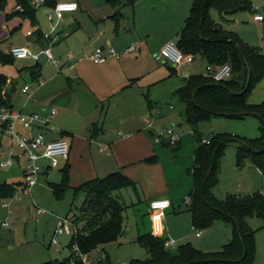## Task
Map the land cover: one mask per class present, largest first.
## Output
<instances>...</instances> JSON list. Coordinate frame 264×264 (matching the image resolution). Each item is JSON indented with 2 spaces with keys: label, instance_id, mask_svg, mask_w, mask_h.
Listing matches in <instances>:
<instances>
[{
  "label": "rangeland",
  "instance_id": "374dc122",
  "mask_svg": "<svg viewBox=\"0 0 264 264\" xmlns=\"http://www.w3.org/2000/svg\"><path fill=\"white\" fill-rule=\"evenodd\" d=\"M71 1L78 4V10L65 15L55 27L53 23L50 24L46 20L45 12L42 9H34L42 31L48 32L54 27L58 33L62 31L65 36L63 41L55 43L51 48L53 58L55 60L60 58V67L46 62L45 57L41 55L38 61L41 66V77L39 81H32L30 69L35 66V62L32 60H14L7 65H0V73L11 80L15 86L11 92L14 109L19 111L23 108L24 113H29L34 111L35 103L46 107L48 111L54 108L57 111V116L53 122H57L63 116L60 108L70 109L71 99L69 94L64 91L67 88L66 79L74 70L72 64L75 61L87 62V56L96 48H104V43L107 40L110 41L111 46L105 47V52L112 49L114 52L120 53L126 46L136 48L134 53L121 54L120 65H123L127 73L140 70V73L145 75L147 81L145 85L150 98L156 102L157 106L171 107L168 115L180 120V114H184V105L173 96V92L180 84V78L170 77L167 66L156 62L154 55L166 40H176L184 20L188 17L193 0H133L131 6L123 1L118 9L124 18H119L117 24L111 20L112 14L117 10L107 5L105 0H57V3ZM251 3L258 13H262L260 12L264 6L262 0H251ZM14 9L15 5L12 0L8 1L4 9H0V54L7 55L10 48L16 46L39 53L42 49L37 47L34 36L27 35V32L33 33L35 28L31 27L28 21L13 15ZM210 16L215 22L224 25L216 11L211 10ZM231 20L234 21L233 29L240 37L249 41L250 45H262L263 41L259 39L264 34L262 31L259 32L258 26L252 23V14L238 13ZM76 28L79 29L70 35ZM261 48L264 52L263 47ZM67 55H70L73 60L69 61L67 65H62L67 60ZM189 66H192L196 72H204V63L197 62V60ZM24 86L30 88L29 102L27 101L28 96L21 94V89ZM73 98L75 99L76 95ZM249 98L253 104H259L264 99V73L262 79L254 85ZM90 107L86 98L82 101L81 111L78 114L86 112ZM113 114L110 112L109 116H113ZM86 115L85 113L84 116ZM67 117L66 115V119ZM147 118L151 120L150 114ZM68 119L76 133L85 137L89 144L93 137L90 138L87 130L91 129V126L89 124L85 126L83 121L75 117V114ZM160 123H162L160 128L164 129L163 131L174 128L180 135L179 144L172 149L166 148V151H161L163 149L160 145L153 144L156 151L166 152L159 156L165 169L162 172L163 178L173 177L177 181L181 174L178 177L174 171L176 167L174 169L172 166L188 164V167L192 168L191 160L195 150L194 137L185 123L173 122L172 126V123L166 119ZM151 124L152 122H150ZM53 126L55 134L62 129L59 126ZM258 126V120L253 117L244 119L215 117L200 123L197 133L199 139L207 142V140L221 135L229 140L219 159L217 183L211 189V194L217 200H224L228 195L261 193L264 196L263 176L252 167L249 159L242 160L241 167L237 165L238 142L236 141L257 139L260 136ZM232 136L234 137L232 138ZM0 142L5 144L9 140L0 134ZM5 151L3 149L2 153ZM171 152L177 154L180 159L176 155L179 160L174 161ZM62 161L59 159L57 168L53 169L48 176H41L38 185L30 189L29 192L17 189L12 197L0 198V222L9 216L8 227H0V264H43L48 261H62L68 257L67 246L70 243V237L59 236L57 238L58 246L50 245V241L60 218L74 222V216L77 215L76 208L80 206L84 197L83 194H75L73 190H70L69 180V188L60 197L54 195L50 184L60 182ZM21 183H23V178L18 167L0 168V184L17 185ZM181 189V186L174 187L170 192V200L180 205L181 210L184 211L185 206L181 202L184 192H180ZM116 196L128 207L124 215L125 232L117 243H110L90 255L86 264H95L97 260L101 259L103 257L101 251L106 253L111 264H126L131 260L145 259V250L136 243H132L130 237L137 231L153 234L154 225L161 233L159 239L173 242V245L168 248L172 254L177 252L180 245L186 243L203 253H217L234 239L232 227L222 221L213 220L212 225L207 229H200V236L196 237L197 231L192 228L190 213L182 212L174 215L172 210H169L167 211L169 218L159 220V218L144 212L143 206L140 207L141 204H138L136 196L130 189L121 190L116 193ZM2 204H9L8 209L2 208ZM37 208L42 209L44 213L37 215ZM245 223L253 232L252 264H264L263 222L252 217L245 219ZM75 225L77 228H81L82 223L77 221Z\"/></svg>",
  "mask_w": 264,
  "mask_h": 264
},
{
  "label": "trees",
  "instance_id": "16d2710c",
  "mask_svg": "<svg viewBox=\"0 0 264 264\" xmlns=\"http://www.w3.org/2000/svg\"><path fill=\"white\" fill-rule=\"evenodd\" d=\"M8 1L0 0V9H4ZM123 1L130 6L133 3V0H105V3L120 12L118 8ZM12 2L15 5L13 15L28 21L35 28L31 35L35 38L34 42L43 43L36 10L30 0ZM56 3L57 0H44V7L51 9ZM211 10L217 12L220 20L240 12H253L248 0H193L176 45L184 54H192L195 59L201 57L207 65L228 63L232 70L231 78L214 82L205 75H192L175 90L173 96L184 105V121L195 141L190 171L193 187L187 196L190 202L186 206L192 228L196 231L207 229L216 219L232 227L234 239L217 253H203L186 243L172 254L164 248V240L152 234L141 235L137 237L136 244L145 250L146 258L131 260L128 264H252L253 232L247 227L245 219L256 217L263 222L264 227V196L261 193L228 195L224 200H217L211 194V189L217 183L219 159L229 140L219 135L204 142L206 140L199 139L197 133L200 123L209 118H256L260 136L253 140L236 141L237 165L241 167L242 160L249 159L251 165L264 176V100L259 104H251L248 100L254 85L263 77L264 55L258 47L246 44L233 31L215 22L210 16ZM13 61L9 53L0 54L1 66ZM30 76L32 81L38 80L40 67L37 64L30 69ZM7 80L0 73V108L10 107L6 92L13 90V87L6 89ZM145 161L153 163L154 157ZM60 173V182L50 184L56 197H60L69 188L68 168L62 169ZM20 186L0 184V198L12 197L17 188L20 190ZM132 186V181L126 176L112 173L74 188L73 193H81L84 198L76 208L77 215L72 222L75 234L67 246L69 255L62 261L43 264H84L82 258L88 261L95 251L116 243L125 232L126 209L116 193ZM77 221L82 223L81 228L75 225ZM74 247L77 252L73 251ZM95 264L111 263L105 255Z\"/></svg>",
  "mask_w": 264,
  "mask_h": 264
},
{
  "label": "crops",
  "instance_id": "0c3cea01",
  "mask_svg": "<svg viewBox=\"0 0 264 264\" xmlns=\"http://www.w3.org/2000/svg\"><path fill=\"white\" fill-rule=\"evenodd\" d=\"M248 1L252 6L251 0ZM262 2L264 4V0H262ZM261 10L262 11L260 12L264 11V6ZM246 13H248V15L252 14V12ZM68 14L71 13H67L65 15ZM234 15L226 17L225 20L221 19V22L224 24L225 28H228L235 34H237V32L233 29L234 21L231 20ZM119 18L123 19L124 17L117 10L114 14H112L111 20L117 24ZM252 23L254 25H257L259 32L262 31V33L264 34V22L258 23L252 20ZM78 29L79 28L74 29V31L71 32L70 35ZM59 36V42L63 41L65 36L62 31L59 32ZM237 36L240 37L238 34ZM240 38L246 44L250 45L249 41L243 39L242 37ZM177 39L178 36L176 40ZM169 40H166L159 48H161ZM176 40L174 41L176 42ZM259 40L263 41L261 46L259 44L250 46L258 47L260 52L264 55V52L261 48L263 47L264 49V36ZM110 46V41L106 40V42L104 43V48ZM37 47L42 48L43 43H39ZM129 47L130 46L124 47V50ZM100 48H102L106 57V59L102 63L93 64L89 61H78V63L77 61H75V63L72 64L74 70L71 71L72 73L66 79L67 88L64 91L70 96L71 103L69 104V107L71 110L69 108L66 109L64 107H61L60 110H62L63 116H61L57 120V122L55 121L54 123L53 120L57 116V111L54 108H51L55 110V115L50 119V127L44 129L46 139L48 141L62 138L69 142V157L67 161H62V167L60 171L66 167L68 168L70 190H73L79 185L92 179H101L112 173H120L132 181L133 186L127 189H130L132 194L136 196L138 204H141L140 207L143 206L142 208L144 209V212L146 214H150L154 217L159 218V220H162L165 218H169V213H167V211L169 210H172L174 215L182 212L188 213V211L186 210L187 205L184 203V200L187 195H189L193 187L192 178L190 175L191 167H188V164L183 166L174 165L172 166L174 167V169L176 167L174 171L176 172V174H178V177L181 174V177L177 178V181L174 180L173 177L164 179L162 172H164L165 169L162 165V162L160 161L159 156H161V153L166 154V152H158V150L156 151L153 144L160 145V147L163 149L161 151H166V148H171L166 147L164 144L154 143L152 140L155 132L164 130L160 128V126L162 125L160 121L166 119V121H170V123H172L171 125L173 126V122L185 123L183 117L184 115L180 114V120L173 118L172 115H168L170 114L168 111L172 108L170 109L163 106H157L156 102H154L150 98L148 89L145 85L147 82L145 80V75H142V73H140V70H134L130 73H127L123 65H120L119 60L121 58V55L118 58L115 56H110L107 52L104 51L103 47ZM135 51L136 48L131 53H134ZM66 57L67 60L64 61L62 65H67L69 64V61L73 60L72 57L69 59L68 55ZM58 60H60V58H58ZM196 60L197 62L204 63V72H196L194 68L189 65H183L176 68L168 64H161L167 66L168 74L170 77L176 76L180 78V84L176 88L178 89L183 85L187 77L192 75L205 74V68L207 66L206 61L201 57H197L195 59V62ZM35 64L40 67L41 75V66L38 62ZM60 65L61 62L58 66L55 67H60ZM40 77L41 76H39L37 81H39ZM10 86H12L13 89L15 88L12 81L7 80L6 89H10ZM12 91L13 90L10 89V91L6 93H8V99L10 101L9 106L14 109L13 99L11 96ZM75 95L76 98L74 99L73 96ZM30 98L31 96L29 95L27 97L28 102L30 101ZM86 98L88 104H90L91 107L88 108L86 112H81L79 115L78 113L79 111H81L80 108L82 101H84ZM248 100L249 103L253 104L252 102H250V98H248ZM35 104L36 106L35 109H33L34 111L24 113L23 108L19 111L24 114L36 113L40 117H44L45 115H47L48 110L46 109V107L37 103ZM153 109H156L157 112L153 111ZM110 112L114 113L113 116H109ZM85 113L87 114L86 116H84ZM64 114L68 116L67 119L66 115ZM69 114H71L72 116L73 114H75V117L83 121L85 126H87L86 124H89L91 126V129L87 130L89 132L90 138L93 137L92 140H90L89 144L87 143L85 137H82L81 134L76 133L74 127L69 124L68 118L71 116ZM149 114L151 120L147 118ZM173 119H175V121H173ZM150 122H152L151 127H148L150 125ZM53 125L59 126L62 129H60V131L55 134V128ZM8 148L9 142L5 144L0 142V155L2 154L3 149L6 150ZM171 154L174 158V161H178L180 159L177 154V158L179 159L176 158V155L173 152H171ZM153 157V163H148L145 161L146 159H150ZM191 161L193 163V157ZM76 169L77 172L75 173ZM51 171L45 173L42 176H48ZM178 186L182 187L180 192H184L182 194L183 198L181 200V202L185 206L184 211L181 210L182 208H180V205H177L170 200V192L173 191L174 187ZM153 200H167L169 202V207L165 210H151L149 204ZM125 207L126 209L128 208L127 206ZM126 209L124 211V215L126 213ZM153 228L154 233L152 235L159 238L161 236V233L157 230L158 227L154 225ZM142 234L144 235L147 233L137 231L136 233H134V235H131V242L136 243L137 237L141 236ZM101 252L103 253V256L106 255L105 252Z\"/></svg>",
  "mask_w": 264,
  "mask_h": 264
},
{
  "label": "built area",
  "instance_id": "2783aa9c",
  "mask_svg": "<svg viewBox=\"0 0 264 264\" xmlns=\"http://www.w3.org/2000/svg\"><path fill=\"white\" fill-rule=\"evenodd\" d=\"M31 6L36 9H42L45 12L46 20L54 27L60 23L67 13H74L77 10V4L75 2H61L51 8L44 7V0H30ZM252 20L254 22H264V11L258 13L256 8L252 6ZM52 28L48 32H44L41 29V36L43 41V47L39 53H34L29 49L21 46L12 47L9 50L10 56L14 60H32L37 63L40 56L45 57L46 62L58 66L60 60H55L51 54V48L55 43L60 41L59 33L55 28ZM40 28V26L38 27ZM28 36L32 33L27 32ZM38 45L37 42H35ZM134 47H129L121 53H116L110 49L107 53L110 56L119 57L121 54H128L134 51ZM70 59L71 56L68 55ZM106 59L102 48H96L87 56V60L93 64H100ZM156 62L168 64L172 67H180L183 65H191L195 62V57L192 54H184L176 45L175 41H167L159 51L154 55ZM205 76L210 77L214 82H223L231 78L232 70L231 66L226 63L220 66L207 65L205 68ZM30 88L24 86L21 89L23 95L29 94ZM171 109V107H170ZM55 115V110L51 109L47 115L40 117L36 113L24 114L20 111H16L10 107L0 108V134L5 136L9 140V148L5 153L0 155V168L10 169L14 166L18 167L21 171L23 183L19 191L29 192L30 189L36 187L39 183V179L45 173L56 169L58 166V160L67 161L69 157V142L65 139L59 138L57 140L48 141L46 139L45 130L50 127V119ZM148 127H151L149 125ZM154 143L164 144L166 147L174 148L180 142V135L172 128H168L162 133H155L152 138ZM205 142V141H204ZM262 174L260 170H257ZM263 175V174H262ZM190 198L186 197L184 203L188 205ZM9 204H2V208L8 209ZM149 207L151 210H165L169 207L167 200H153L150 202ZM44 211L37 208L36 214L41 215ZM9 216L0 222V227H8ZM57 227L53 233V237L50 241V245L58 246L59 236L72 237L75 234V227L71 221L67 219H59ZM200 234L199 231L195 233L196 237ZM173 244L172 241L164 243V248L168 249ZM74 252L77 249L73 248ZM104 257V256H103ZM102 257V258H103ZM84 264H86V258H82ZM128 264V263H126Z\"/></svg>",
  "mask_w": 264,
  "mask_h": 264
}]
</instances>
